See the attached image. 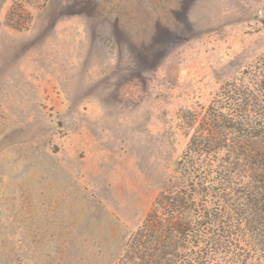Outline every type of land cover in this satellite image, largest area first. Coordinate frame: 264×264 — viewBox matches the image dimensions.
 Returning <instances> with one entry per match:
<instances>
[{
	"label": "rangeland",
	"instance_id": "rangeland-1",
	"mask_svg": "<svg viewBox=\"0 0 264 264\" xmlns=\"http://www.w3.org/2000/svg\"><path fill=\"white\" fill-rule=\"evenodd\" d=\"M263 53L264 0H0V264H115Z\"/></svg>",
	"mask_w": 264,
	"mask_h": 264
},
{
	"label": "trees",
	"instance_id": "trees-1",
	"mask_svg": "<svg viewBox=\"0 0 264 264\" xmlns=\"http://www.w3.org/2000/svg\"><path fill=\"white\" fill-rule=\"evenodd\" d=\"M186 113L193 133L115 264L264 263V53Z\"/></svg>",
	"mask_w": 264,
	"mask_h": 264
}]
</instances>
